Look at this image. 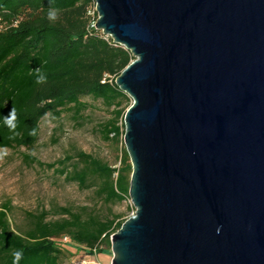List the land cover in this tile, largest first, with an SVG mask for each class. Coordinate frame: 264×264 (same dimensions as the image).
I'll use <instances>...</instances> for the list:
<instances>
[{"label": "water", "instance_id": "95a60500", "mask_svg": "<svg viewBox=\"0 0 264 264\" xmlns=\"http://www.w3.org/2000/svg\"><path fill=\"white\" fill-rule=\"evenodd\" d=\"M134 213L110 264H264V0H94Z\"/></svg>", "mask_w": 264, "mask_h": 264}, {"label": "trees", "instance_id": "16d2710c", "mask_svg": "<svg viewBox=\"0 0 264 264\" xmlns=\"http://www.w3.org/2000/svg\"><path fill=\"white\" fill-rule=\"evenodd\" d=\"M49 7L58 10L55 21L48 18ZM96 19L94 0H0V148L24 147L28 151L23 154L25 164L50 169L82 189L94 186L105 208L101 213L89 206L53 205L28 213V227L20 232L11 227L9 204H3L0 264H13L17 251L23 253L18 264H62L72 254L67 246L91 256L110 254L111 236L128 218L112 210L129 199L131 174L123 144V116L132 101L117 87L115 78L134 57L96 29ZM40 74L46 76L45 83H36ZM84 96L115 108L113 118L101 125V135L121 145L119 167L83 151L49 163L33 155L42 118L58 119L68 111L78 119L88 106ZM12 107L15 131L4 122ZM50 214L54 216L49 218Z\"/></svg>", "mask_w": 264, "mask_h": 264}, {"label": "rangeland", "instance_id": "374dc122", "mask_svg": "<svg viewBox=\"0 0 264 264\" xmlns=\"http://www.w3.org/2000/svg\"><path fill=\"white\" fill-rule=\"evenodd\" d=\"M129 100L132 101L130 97ZM82 101L88 106L76 120L68 111L63 112L58 119L49 115L42 118L33 155L41 162L49 163L67 153L83 151L112 167H119L121 145L106 140L101 135V125L113 118L114 106H108L102 100L90 96L82 97ZM27 152L24 147L0 148V208L5 203L9 204L8 218L15 231L21 232L28 227V213L49 210L53 205L71 206L74 209L89 206L101 213L105 211L102 202L95 195L94 186L82 189L76 183L65 182L63 176L50 169L25 164L23 154ZM112 210L121 214L122 218H127L134 212V207L128 199L112 206ZM53 216L50 214L49 218ZM67 249L72 254L62 264L111 262V250L110 254L101 252L91 256L73 246H67Z\"/></svg>", "mask_w": 264, "mask_h": 264}, {"label": "clouds", "instance_id": "9594fccd", "mask_svg": "<svg viewBox=\"0 0 264 264\" xmlns=\"http://www.w3.org/2000/svg\"><path fill=\"white\" fill-rule=\"evenodd\" d=\"M58 17V10L55 9L54 7H49V11H48V18L49 20L55 21ZM34 71H36L37 73L40 72V69H35ZM46 76L43 74L38 75L37 79H36V83L40 84V83H45L46 82ZM16 109L15 107H12V109L10 110V112L8 113L7 116H5L4 118V122L5 125L9 127L10 130L15 131L16 128ZM34 134V132H33ZM7 153H3V155H6ZM22 251H17L15 253H13L14 256V261L13 264H18L19 259L22 258Z\"/></svg>", "mask_w": 264, "mask_h": 264}, {"label": "built area", "instance_id": "2783aa9c", "mask_svg": "<svg viewBox=\"0 0 264 264\" xmlns=\"http://www.w3.org/2000/svg\"><path fill=\"white\" fill-rule=\"evenodd\" d=\"M96 12V11H95ZM2 28V23H1V20H0V29ZM106 35V34H105ZM109 36V35H108ZM134 213V212H133ZM132 213V214H133ZM131 214V215H132ZM83 264H98V263H96V262H94V261H92V262H90V263H83Z\"/></svg>", "mask_w": 264, "mask_h": 264}, {"label": "crops", "instance_id": "0c3cea01", "mask_svg": "<svg viewBox=\"0 0 264 264\" xmlns=\"http://www.w3.org/2000/svg\"><path fill=\"white\" fill-rule=\"evenodd\" d=\"M96 260L100 263V260H99V258L96 256Z\"/></svg>", "mask_w": 264, "mask_h": 264}]
</instances>
